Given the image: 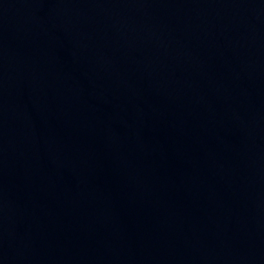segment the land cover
<instances>
[{
    "label": "water",
    "instance_id": "95a60500",
    "mask_svg": "<svg viewBox=\"0 0 264 264\" xmlns=\"http://www.w3.org/2000/svg\"><path fill=\"white\" fill-rule=\"evenodd\" d=\"M0 264H264V0H0Z\"/></svg>",
    "mask_w": 264,
    "mask_h": 264
}]
</instances>
